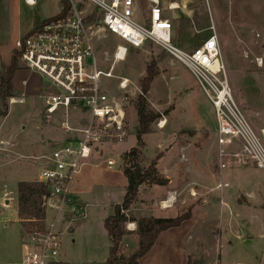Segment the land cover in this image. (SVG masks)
<instances>
[{
  "label": "rangeland",
  "instance_id": "1",
  "mask_svg": "<svg viewBox=\"0 0 264 264\" xmlns=\"http://www.w3.org/2000/svg\"><path fill=\"white\" fill-rule=\"evenodd\" d=\"M159 2L165 10L170 3L184 5V0ZM147 5L145 0H138V8L143 9L135 13L136 21L148 17ZM83 7L84 13L92 8ZM185 7L184 12L166 11L167 18L174 20L176 33H180V25L175 19H189L190 25L182 34L179 48L191 51L196 48L193 45L197 37L203 39L214 31L220 38L221 57L233 97L251 125L261 128L264 126V0H189ZM60 12V0H36L34 6L26 5L24 0H0V72L2 66L9 65L15 42L27 35L34 24ZM93 33L97 66L107 71L116 47L128 45L97 27ZM148 65L154 66L156 76L147 104L160 117L151 125V133L142 137L144 166L155 160L157 154L162 155L156 169L172 183L167 188L140 187L133 215L147 214L151 202L170 190L177 194L174 204L183 213L189 211L190 218L195 220L183 226V236L188 235L187 246L195 250L191 255H203L205 251L215 256L218 264H264V173L250 161L238 163L229 156L223 160L226 168L219 171L213 108L188 70L159 47L147 44L139 50L129 49L125 60L115 64L113 74L129 78L140 89L139 82ZM43 82L42 93L16 95L21 102L8 104L7 115L0 118V264L14 262L23 251L16 213L17 184L39 181V174L50 163L45 158L69 147L66 145L70 141H78L81 137L75 131L80 128L76 126L78 118H87L89 114L78 101L76 107H59L50 116V122L45 123L43 99L58 91L46 80ZM99 85L103 92H118L114 80L101 78ZM136 99L131 98L125 109L123 142L115 146L104 144L97 149L101 154L93 151L83 162V175L79 176L81 191L76 197L72 195L74 182L71 184L70 197L77 209L82 208V217L67 211L59 215L55 227L61 243L59 260L87 264L101 262L108 255L110 244L103 221L113 214L114 206L122 202L125 193L121 157L136 147ZM1 106L0 99V112ZM63 123L76 129L65 132ZM34 157L41 159L37 161ZM109 160L114 166L107 165ZM219 183L228 187L219 192L215 190ZM191 191L196 192L195 197L190 196ZM161 214L171 217L179 211L170 209ZM55 215L54 209L46 208V228Z\"/></svg>",
  "mask_w": 264,
  "mask_h": 264
},
{
  "label": "built area",
  "instance_id": "2",
  "mask_svg": "<svg viewBox=\"0 0 264 264\" xmlns=\"http://www.w3.org/2000/svg\"><path fill=\"white\" fill-rule=\"evenodd\" d=\"M65 1L68 10L61 9L57 16L40 22L14 46L22 67L38 74L58 91L44 97L45 117L53 115L59 107H76L80 101L88 109L89 118L80 128H74L81 134L75 145L54 152L49 160L50 167L39 174V182L49 190L46 208L56 211L53 222L43 231L24 233L21 259L6 264L60 263V235L55 230L58 217L63 211L82 217V208L78 210L71 200V184L93 151L104 144L114 146L123 142L126 106L131 98L141 93L129 78L113 74L115 64L125 60L129 49L139 50L148 43L153 44L192 75L214 111L219 171L226 168L223 160L229 156L238 163L250 161L264 173V126L255 129L236 103L214 31L198 47L184 51L172 41V24L163 16L159 0H147L149 13L144 24L135 20V0ZM24 2L34 6L36 0ZM84 5L92 6L89 13H84ZM167 9L179 8L170 4ZM92 14L97 22H86ZM94 27L128 45L116 47L107 71L100 70L95 60ZM101 78L114 80L118 92L101 91ZM17 102L21 101L8 99V104ZM62 129L65 132L74 130L67 123L62 124ZM228 151H232L231 154ZM107 165L114 166V162L109 160ZM227 187L219 183L215 190L222 192ZM176 196L175 192L168 193L160 202V208H171ZM190 196L195 197L196 192L191 191ZM126 229L135 231L133 224H127Z\"/></svg>",
  "mask_w": 264,
  "mask_h": 264
},
{
  "label": "trees",
  "instance_id": "3",
  "mask_svg": "<svg viewBox=\"0 0 264 264\" xmlns=\"http://www.w3.org/2000/svg\"><path fill=\"white\" fill-rule=\"evenodd\" d=\"M61 9L68 10L67 1L60 0ZM86 22H97L95 15L92 14ZM180 36L190 25L188 20L181 19ZM203 39L197 37L194 47H198ZM19 53L14 50L8 66H2L0 72V99L2 102L0 118L7 115L8 102L14 98L12 78L14 73L19 70ZM154 66L148 65L145 76L140 80V94L137 96L135 107L137 115L136 147L131 148L121 157V171L126 179L125 193L120 204L114 206L113 214L103 221L104 230L110 243L106 264H138L139 260L149 253L153 245L162 232L169 229L178 228L183 222L190 219L189 211L174 218H154L140 217L138 219L127 215L133 204L138 200L139 188L142 186L165 187L168 180L160 175L156 169L157 160L162 155L157 154L155 160H150L144 166L142 137L151 133V125L159 119V115L148 108L147 95L154 80ZM49 197V190L46 185L38 181H22L17 184V218L20 226V235L33 231H43L45 228L46 205L45 200ZM135 223L134 235L136 245L128 250L122 244L123 238L130 232L126 230V225ZM57 264H66L63 262ZM188 264H200L197 260H188Z\"/></svg>",
  "mask_w": 264,
  "mask_h": 264
},
{
  "label": "crops",
  "instance_id": "4",
  "mask_svg": "<svg viewBox=\"0 0 264 264\" xmlns=\"http://www.w3.org/2000/svg\"><path fill=\"white\" fill-rule=\"evenodd\" d=\"M188 1L189 0H184V3H183L184 5H182V6H180L177 3H170V4H176L178 6L179 9H177L176 11L184 12L186 10L185 5L188 3ZM200 1H202V0H199V2ZM145 2H147V0H145ZM147 4H148L147 5V9H145V8L144 9L146 10V13L148 14L149 13V3L147 2ZM139 9H143V7L140 6V8H138V0H135V13L138 12ZM161 9H162V7H161ZM166 11H170V10L162 9V13H163V16L165 18H167ZM170 12H172V11H170ZM51 18H53V17H51ZM51 18H49V19H51ZM147 18L145 17L144 19H140V20L138 19L137 22H139L140 24H144L145 20ZM167 19H169V18H167ZM179 20H181V19L180 18L175 19V21H177V22ZM184 20H189V19H184ZM169 21L172 24V31H171V33H172V41L179 48L178 45H181V43H182V36H180L179 32L176 33V31L174 30V26H173V21L174 20L173 19H169ZM39 23L40 22L34 24L33 28L35 26H37ZM209 35H207V36H209ZM217 38H219V37H217ZM218 41H219V45L221 46L220 38L218 39ZM148 44H150V43H148ZM23 73L27 74V76L22 75ZM20 78H23V79L19 83L18 80ZM43 80H45V79H43L38 74H36V73H34L32 71L24 69L22 67V65L19 64V70H17L14 73L13 78H12V86H13V90H14V95L15 96L16 95H23V94H27V93H29L31 95H39L40 93H42V90H43L42 86L45 84L43 82ZM19 85L21 86V89L19 88ZM15 96H14V98H16ZM88 118H89V114H88L87 118L86 117L78 118V124L76 126L80 127V125L83 123V121L88 119ZM44 122L45 123H49L50 122V117H45ZM159 128H161V127H159ZM75 142H76L75 140L70 141L68 143V145H66V146H74ZM97 152H98V150H97ZM98 154H101V151H99ZM51 157L45 158L46 161L49 162ZM34 159L38 161L39 159H41V157L40 158L39 157H34ZM50 164L51 163L46 164V167H50ZM82 171H83V169H82ZM82 171H81V173H79V175H77L78 177L75 179V181H73L74 182L73 186H72V195H73V197H76L78 194H80L79 193L81 191L80 180H81L82 177H79V176H80V174L83 173ZM26 182H34V181H26ZM171 183H172V180L168 179V184L165 187L167 188L168 185H170ZM168 193H172V192L170 190H168L166 192V194H160V195L158 194L159 196H157L155 198V200L151 202L150 206L148 207V211L146 212L147 214H144V216L133 215V212H134L133 208H134L135 204H133L131 209L127 212V215H129L131 217H134L136 219H138L140 217L174 218V217L179 216L183 212H182L180 207H177L175 205L176 203L171 208L166 209V210H163V209L160 208V202L166 199ZM16 201H17V191H16ZM76 201H77V203L79 202L78 200H76ZM79 203H81V202H79ZM6 204H7V202H5V205ZM223 205H224V202L222 203V206ZM170 209L179 211V214H177L176 216H171V217L163 216V214H161V213H164L165 211L170 210ZM193 216H194V213H193ZM191 220H194V218L192 217L189 220L183 222V224H181V226L178 227V228L169 229V230H167L165 232H162L160 234L159 238L157 239V241L155 242V244L153 245L152 249L149 251V253L147 255H145L143 258H141L139 260L138 264H188V260L189 259L197 260V261H199L200 264H218L217 260L215 259V256L209 255V253H207L205 251H204L203 255L201 253H200L201 255H191L192 253L195 252V250H193V251L189 250V248L187 246V240H186L187 236H188L187 233H185L184 236H183L184 228H185L183 226H186L185 224H187ZM129 224H133V226L136 228L135 223L132 222V223H129ZM19 229H20V226H19ZM127 231H129L130 233L123 238L122 244L128 250H131L136 245V237L134 235V232H132L131 230H127ZM21 237L22 236L20 235V238ZM22 254H23V251H22ZM21 256L22 255H20L19 258L15 259V261L12 262V263L18 262L21 259ZM105 260H102L101 262H90V263H87V264H106ZM60 262H63V263H66V264H70L68 262L62 261L61 259H60Z\"/></svg>",
  "mask_w": 264,
  "mask_h": 264
},
{
  "label": "bare ground",
  "instance_id": "5",
  "mask_svg": "<svg viewBox=\"0 0 264 264\" xmlns=\"http://www.w3.org/2000/svg\"><path fill=\"white\" fill-rule=\"evenodd\" d=\"M161 125H162V123H161ZM163 126V125H162Z\"/></svg>",
  "mask_w": 264,
  "mask_h": 264
}]
</instances>
